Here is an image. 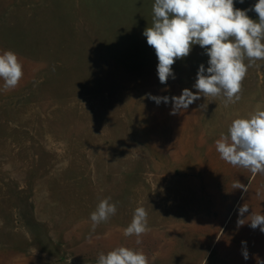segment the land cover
Masks as SVG:
<instances>
[{
    "label": "rangeland",
    "instance_id": "374dc122",
    "mask_svg": "<svg viewBox=\"0 0 264 264\" xmlns=\"http://www.w3.org/2000/svg\"><path fill=\"white\" fill-rule=\"evenodd\" d=\"M153 3L0 0V52L23 65L14 89L0 80V264H96L119 246L149 264H264V234L237 226L240 206L258 195L261 207L264 175L215 148L234 119L264 109V61L249 68L238 102L201 96L172 114L171 98L197 91L209 57L193 45L161 84L142 34ZM106 197L117 212L93 231L90 213ZM141 206L150 231L138 244L123 229Z\"/></svg>",
    "mask_w": 264,
    "mask_h": 264
},
{
    "label": "clouds",
    "instance_id": "9594fccd",
    "mask_svg": "<svg viewBox=\"0 0 264 264\" xmlns=\"http://www.w3.org/2000/svg\"><path fill=\"white\" fill-rule=\"evenodd\" d=\"M248 11L257 13L258 20L251 19ZM142 34L155 51L161 84H166L170 77L175 78L172 66L177 59L187 57L193 45H199L209 57L208 67L205 69L201 64L197 71L193 85L197 91L185 88L180 96L171 98L172 114L186 110L201 96L221 97L227 106L241 99L242 82L249 68L260 67L256 62L264 61V0H257L246 10L235 8L234 0H154L152 24ZM22 77L23 65L18 55L11 50L0 52V80L4 90L17 87ZM149 98L157 104L161 100L168 102V97L149 94ZM215 148L220 159L233 167L264 175V109L258 108L247 117L234 119L227 133H221L215 141ZM232 186L247 192V186L238 180ZM248 209L247 204L240 206L239 217H244ZM116 212L117 206L111 197L101 199L90 213L92 230ZM239 217L238 227L247 220L252 229L259 227L264 233V215L252 213L246 218ZM148 231V213L144 207H137L130 224L123 229L124 236H136L139 244V237ZM243 244L246 242L242 241ZM242 254L247 260L246 248ZM96 264H149V260L142 250L119 246L106 254L99 253ZM258 264H261L259 260Z\"/></svg>",
    "mask_w": 264,
    "mask_h": 264
},
{
    "label": "crops",
    "instance_id": "0c3cea01",
    "mask_svg": "<svg viewBox=\"0 0 264 264\" xmlns=\"http://www.w3.org/2000/svg\"><path fill=\"white\" fill-rule=\"evenodd\" d=\"M263 182H264V181H263ZM261 201H262V205H261V207H260V199H259V196H258V195H257V198H256V199H254V198L250 199V200L248 201V203H247V206L249 207L248 212H246V213L244 214V217H243V218H246V217L250 216L252 213H253V214H262V215H264V197L262 198ZM254 205H256V207L259 208L257 212H254V211H253V207H254ZM260 210H261V211H260ZM245 222H246V223L243 225V227H244L245 230H246V228L248 227L250 230H252V231H254V232L262 233V232L260 231L259 227L256 228V229H252V228L249 227V222H247V220H246ZM245 233H246V231H245ZM262 234H264V233H262Z\"/></svg>",
    "mask_w": 264,
    "mask_h": 264
}]
</instances>
